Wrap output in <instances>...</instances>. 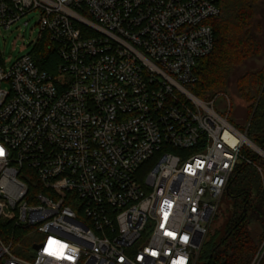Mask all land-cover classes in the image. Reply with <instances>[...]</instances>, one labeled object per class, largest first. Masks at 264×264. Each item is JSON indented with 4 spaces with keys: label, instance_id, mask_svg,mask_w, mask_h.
Instances as JSON below:
<instances>
[{
    "label": "built area",
    "instance_id": "2783aa9c",
    "mask_svg": "<svg viewBox=\"0 0 264 264\" xmlns=\"http://www.w3.org/2000/svg\"><path fill=\"white\" fill-rule=\"evenodd\" d=\"M220 2L0 0V33L33 13L40 28L32 53L0 50V222L24 233L0 239V264H196L236 168L254 165L243 151L264 159L190 90ZM44 41L56 74L36 62ZM25 240L30 260L13 253Z\"/></svg>",
    "mask_w": 264,
    "mask_h": 264
},
{
    "label": "trees",
    "instance_id": "16d2710c",
    "mask_svg": "<svg viewBox=\"0 0 264 264\" xmlns=\"http://www.w3.org/2000/svg\"><path fill=\"white\" fill-rule=\"evenodd\" d=\"M263 6L264 0H221V15L210 21L215 33L214 51L199 61L195 69L197 81L190 90L210 102L227 96L234 81L238 95L248 107L244 123L237 125L229 118L230 122L264 151V67L234 80L245 63L262 55L255 25ZM35 58L43 70L56 74L60 58L51 42H41ZM243 154L254 165L241 162L236 168L224 196L227 221L205 242L196 264H252L264 252V179L257 170L264 168V159L250 154L248 149ZM23 234L12 223L0 222L3 242L9 243L12 238L19 242ZM13 253L18 258L31 259L24 249L17 248ZM259 264H264V255Z\"/></svg>",
    "mask_w": 264,
    "mask_h": 264
},
{
    "label": "rangeland",
    "instance_id": "374dc122",
    "mask_svg": "<svg viewBox=\"0 0 264 264\" xmlns=\"http://www.w3.org/2000/svg\"><path fill=\"white\" fill-rule=\"evenodd\" d=\"M38 14L33 13L27 17H24L19 23H17L11 30H3L0 33V50L4 58L10 62H15L22 56L32 53L36 46L35 43L40 34V28L37 26ZM28 22V25L25 23ZM255 33L262 45L263 52L262 55L245 63L237 73L235 74V81L251 71H258L264 67V6L261 7L260 13L257 17L255 25ZM11 59V61H9ZM235 82H232V85L229 88V94L227 96H221L217 103H215V108L217 111L229 116L231 121L237 125L244 123L247 113V105L240 98L238 92L235 88ZM250 154L255 155V152L248 148ZM224 200V201H223ZM222 209L218 213V221L224 217L225 211H222L226 207V200L223 199ZM228 210V209H227ZM226 210V213H227ZM226 218V217H225ZM216 231L210 228V234L215 233ZM34 242L31 240H25L21 242V250H25L28 256L35 255L36 251L33 248Z\"/></svg>",
    "mask_w": 264,
    "mask_h": 264
},
{
    "label": "water",
    "instance_id": "95a60500",
    "mask_svg": "<svg viewBox=\"0 0 264 264\" xmlns=\"http://www.w3.org/2000/svg\"><path fill=\"white\" fill-rule=\"evenodd\" d=\"M262 152H263V150L262 149H260ZM223 199H225V198H223ZM224 201V200H223ZM222 201V202H223ZM221 202V205H220V208H219V211L222 209V204H224V203H222ZM228 209V204L226 203V207H224V209L222 210V211H225V215H224V217L220 220V221H218V222H215V223H213V225H212V229H214L215 231H218V230H220L224 225H225V223H226V221H227V217H228V214L226 213V210ZM226 217V218H225ZM215 233H212V234H210L209 236H208V238H207V240H206V242H208L209 240H210V238L214 235Z\"/></svg>",
    "mask_w": 264,
    "mask_h": 264
},
{
    "label": "snow or ice",
    "instance_id": "6c2138e0",
    "mask_svg": "<svg viewBox=\"0 0 264 264\" xmlns=\"http://www.w3.org/2000/svg\"><path fill=\"white\" fill-rule=\"evenodd\" d=\"M0 154H2V151H0Z\"/></svg>",
    "mask_w": 264,
    "mask_h": 264
},
{
    "label": "bare ground",
    "instance_id": "6f19581e",
    "mask_svg": "<svg viewBox=\"0 0 264 264\" xmlns=\"http://www.w3.org/2000/svg\"><path fill=\"white\" fill-rule=\"evenodd\" d=\"M264 155V154H263Z\"/></svg>",
    "mask_w": 264,
    "mask_h": 264
}]
</instances>
